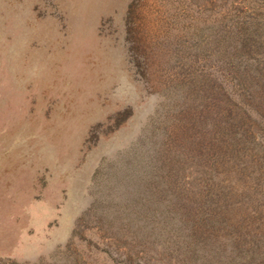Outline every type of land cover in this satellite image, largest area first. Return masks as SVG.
<instances>
[{
	"label": "rangeland",
	"instance_id": "obj_1",
	"mask_svg": "<svg viewBox=\"0 0 264 264\" xmlns=\"http://www.w3.org/2000/svg\"><path fill=\"white\" fill-rule=\"evenodd\" d=\"M0 264H264V0H0Z\"/></svg>",
	"mask_w": 264,
	"mask_h": 264
},
{
	"label": "trees",
	"instance_id": "obj_2",
	"mask_svg": "<svg viewBox=\"0 0 264 264\" xmlns=\"http://www.w3.org/2000/svg\"><path fill=\"white\" fill-rule=\"evenodd\" d=\"M257 91L259 92V90ZM191 128L193 127L191 126ZM194 128L198 129L197 131L199 135V138L195 142V148L197 150L195 156H203L204 154L202 153V151L207 148V151L208 149L209 151H211L214 161L222 160L223 158L228 160V164L226 167L228 171H236V168H241L243 169V171L247 169L245 166L238 163H243V159L245 158V156L253 152V143L258 144L257 138L253 132L248 133L247 128L245 127L246 129L240 137L236 136V134L231 133L229 138L220 140L217 137V140L214 139L213 136L214 133L218 134L220 128L219 126H208L206 131L196 126H194ZM232 130H234V127ZM200 134L204 135L205 137H202ZM207 135H210V140H207Z\"/></svg>",
	"mask_w": 264,
	"mask_h": 264
}]
</instances>
